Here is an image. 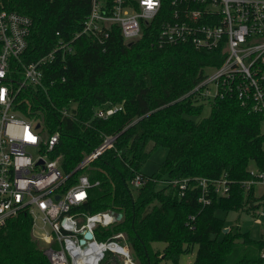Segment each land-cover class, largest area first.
<instances>
[{
  "label": "trees",
  "instance_id": "16d2710c",
  "mask_svg": "<svg viewBox=\"0 0 264 264\" xmlns=\"http://www.w3.org/2000/svg\"><path fill=\"white\" fill-rule=\"evenodd\" d=\"M0 6L31 19L22 56L28 62L60 38L70 39L79 32L90 0H0ZM159 22L157 18L143 25L141 37L133 41H125L114 25L104 48L81 34L72 54L44 68L45 90L28 86L19 93L18 109L45 122L49 133H59L52 156L61 157L65 172L96 148L103 135H117L113 147L85 169L98 184L88 190L81 207L123 215L116 224L97 229L99 238L123 233L139 264L163 259L178 264L179 256L195 245L191 264H254L263 242L231 227L224 233L225 219L216 212L240 211L257 200L254 186L245 190L241 182L251 177L250 163L264 171L263 118L235 99L217 98L207 117L194 119L203 105L185 95L200 80L203 67L217 65L219 59L212 51L188 44L159 46ZM117 104L123 108L105 119L93 115L98 107ZM65 107L75 118L59 113ZM149 143L152 148L147 151ZM158 147L167 149L165 158L155 174L147 176L224 178L228 195H211L210 203L202 205L197 188L179 196L148 180L134 196L129 180L141 173L150 151ZM30 226L31 217L23 212L0 228V264H49ZM159 242L165 243L160 251L152 247Z\"/></svg>",
  "mask_w": 264,
  "mask_h": 264
},
{
  "label": "built area",
  "instance_id": "2783aa9c",
  "mask_svg": "<svg viewBox=\"0 0 264 264\" xmlns=\"http://www.w3.org/2000/svg\"><path fill=\"white\" fill-rule=\"evenodd\" d=\"M157 18L159 46L188 44L212 51L219 59V64L203 67L200 80L185 96L210 105L217 98L235 99L264 121V0H90L81 30L70 39L60 38L49 51L28 62H23L22 56L31 19L0 6V228L28 213L31 234L42 243L49 264H137L123 233L103 238L96 234L97 229L119 222L122 213L118 217L112 209L88 212L81 207L88 190L98 184V180L89 179L85 169L113 147L117 135H103L96 148L65 172L61 157L52 156L59 133H49L45 122L21 112L18 95L28 86L45 90L44 68L72 54L74 40L81 34L104 48L114 25L125 41H133L141 37L143 25ZM122 108V104L105 105L93 115L105 119ZM59 113L75 118L68 107ZM248 170L251 177L241 182L242 187L247 190L259 183L263 191L256 195L254 190L257 200L246 203L242 210L252 212L262 225L258 239L263 243L254 264H264V171ZM148 180L179 196L197 188V201L202 205L210 203L211 195L229 193L224 178L153 179L137 173L129 185L139 188Z\"/></svg>",
  "mask_w": 264,
  "mask_h": 264
},
{
  "label": "rangeland",
  "instance_id": "374dc122",
  "mask_svg": "<svg viewBox=\"0 0 264 264\" xmlns=\"http://www.w3.org/2000/svg\"><path fill=\"white\" fill-rule=\"evenodd\" d=\"M203 107L199 116L194 117V119H200L207 117L211 111V105L207 101H201ZM261 129L264 132V121H262ZM152 148V143H149L146 147V150L149 151ZM167 149L164 147H158L150 151L149 157L146 162L141 166V173L146 175L155 174L158 165L163 161L165 158ZM250 169L255 168L253 163H250ZM131 187V186H130ZM132 193L135 196L137 192V188L131 187ZM254 190L256 195H260L263 191V186L257 183L254 185ZM216 215L220 218L225 219L226 227H231L233 231L238 230L240 232H248L251 237L258 238L262 232V225L255 221L256 217L252 212L247 213L244 210L240 211H229L225 212L222 210H218ZM124 235V234H123ZM123 238H125L123 236ZM41 243V242H40ZM42 244V243H41ZM165 243H153L152 247L159 251L163 249ZM43 248V245H42ZM196 245L192 248L191 251L181 254L178 258V264H191L195 257L196 252ZM139 264L138 262H136ZM156 264H174L169 259H163L157 262Z\"/></svg>",
  "mask_w": 264,
  "mask_h": 264
},
{
  "label": "water",
  "instance_id": "95a60500",
  "mask_svg": "<svg viewBox=\"0 0 264 264\" xmlns=\"http://www.w3.org/2000/svg\"><path fill=\"white\" fill-rule=\"evenodd\" d=\"M129 44H130V43H129ZM37 126H38V124H37ZM117 216H118V217H121V213H118ZM227 230H228V228L225 227V228L223 229V232L225 233V232H227ZM89 235H90V234H89Z\"/></svg>",
  "mask_w": 264,
  "mask_h": 264
},
{
  "label": "snow or ice",
  "instance_id": "6c2138e0",
  "mask_svg": "<svg viewBox=\"0 0 264 264\" xmlns=\"http://www.w3.org/2000/svg\"><path fill=\"white\" fill-rule=\"evenodd\" d=\"M149 3H151V0H149Z\"/></svg>",
  "mask_w": 264,
  "mask_h": 264
},
{
  "label": "crops",
  "instance_id": "0c3cea01",
  "mask_svg": "<svg viewBox=\"0 0 264 264\" xmlns=\"http://www.w3.org/2000/svg\"><path fill=\"white\" fill-rule=\"evenodd\" d=\"M226 228H228V227H226Z\"/></svg>",
  "mask_w": 264,
  "mask_h": 264
}]
</instances>
